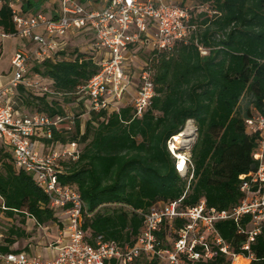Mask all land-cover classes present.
<instances>
[{
    "label": "trees",
    "instance_id": "1",
    "mask_svg": "<svg viewBox=\"0 0 264 264\" xmlns=\"http://www.w3.org/2000/svg\"><path fill=\"white\" fill-rule=\"evenodd\" d=\"M9 2L0 0V32L5 34L16 31ZM19 2L25 14L42 11L56 16L58 4L52 0ZM186 6L196 31L169 53L150 52L155 95L141 116L130 104L86 113L76 89L99 69L90 46L81 50L68 44L53 58L35 61L33 73L58 94L16 88L23 105L37 108L32 112L53 118L69 114L67 103L81 109L69 114L72 122L52 125L51 138L40 141L48 146L76 141L80 146L77 160L62 162L59 180L80 193L88 212L82 230L91 243L101 235L119 245L131 244L140 233L142 214L159 202L177 201L180 208H188L204 199L207 206L231 209L243 199L240 176L258 167L262 137L248 131L245 119L264 115V0H197ZM245 94L250 107L242 113L238 105ZM82 113L87 115L84 126L78 117ZM190 120L195 131L191 179L176 171L168 149L171 137ZM0 198V211L10 220L19 216L21 224L33 219L35 225H61L59 210L51 207L34 174L15 166L5 144L0 146ZM249 219L244 216L240 223L245 226ZM216 228L232 247L246 239L232 220L220 221ZM157 234L166 245L165 231ZM26 237L24 228L12 224L0 254L20 252L12 247ZM250 247L254 258L248 264H264V228ZM131 264H158V258L141 255ZM183 264L228 261L217 252L212 259Z\"/></svg>",
    "mask_w": 264,
    "mask_h": 264
},
{
    "label": "built area",
    "instance_id": "2",
    "mask_svg": "<svg viewBox=\"0 0 264 264\" xmlns=\"http://www.w3.org/2000/svg\"><path fill=\"white\" fill-rule=\"evenodd\" d=\"M52 1L58 4L53 17L42 11L25 14L16 7V0L9 2L16 31L1 35L17 36L31 42L33 47L15 52L10 61V82L0 87V138L7 140L15 166L34 174L51 207L65 218L57 233L54 256L9 252L0 255L2 264H131L141 255L157 257L158 264H183L185 260L212 259L217 252L225 256L228 264L238 260L248 264L254 258L250 245L264 228V115L261 114L245 119L248 131L262 138L256 171L240 176L243 199L236 206L218 210L207 206L204 199L188 208H180L177 201L159 202L142 214L140 233L131 244L119 245L101 235L95 236L92 243L85 238L82 221L88 212L84 201L76 189L59 180L62 162L77 160L80 146L71 141L49 146L46 151L39 149L44 146L41 137L51 138L50 127L65 119L72 122L71 116L51 118L43 112L17 113L9 98L19 85L33 93L58 94L39 75L36 78L27 75L29 62L53 58L57 51L68 46L65 38L68 33L84 32L91 35L89 46L99 66L97 73L76 89L78 100H84L86 113L117 110L125 96L131 95L135 114L141 116L155 95L153 70L150 61H145L135 80L125 66L126 54L136 47L169 53L177 42H186L196 26L190 23L186 4L176 0H100V7L93 9H87L80 0ZM39 28L42 32L36 31ZM177 135L168 141V149L175 159L176 171L191 179L190 146L179 148L174 143ZM244 216L250 217L245 226L240 223ZM226 220L235 222L237 233L246 236L236 248L216 228V223ZM162 230L166 233L165 247L157 234Z\"/></svg>",
    "mask_w": 264,
    "mask_h": 264
},
{
    "label": "rangeland",
    "instance_id": "3",
    "mask_svg": "<svg viewBox=\"0 0 264 264\" xmlns=\"http://www.w3.org/2000/svg\"><path fill=\"white\" fill-rule=\"evenodd\" d=\"M176 1H183V0H176ZM188 1V2H186ZM197 0H185V4L188 6H193V2L196 3ZM199 2V1H198ZM204 8V6H198L197 9ZM196 10V9H195ZM91 37V35H85L84 32L77 33L76 35L68 33L66 35V39L68 44H70L72 47H77L81 50H88V46L90 45V41L88 40ZM2 40V47H0V75L3 78V81L5 82L10 75V59L11 56L14 54L15 50L20 48L21 45L24 43L25 40H22L21 38L14 36L9 38H1ZM70 47V48H72ZM151 49L142 47V48H132L127 54H126V68L128 71L131 72V74H134L133 77L136 80L139 67L144 64L145 61L148 60L150 55ZM35 64V60H31L28 65V76H33V65ZM134 80V81H135ZM131 91H133V88H131ZM131 95H126L122 105L130 104L131 105ZM20 109L25 112H32L35 111L37 108L31 104L28 103L27 105H23L20 103ZM250 107V97L249 95L245 94L239 102L238 110L242 113L245 112L246 109ZM66 111L72 115L76 114L77 112H80L81 109L79 107H76L75 104L67 103L65 104ZM79 119L81 120V126H84L85 118L87 117L86 114H80ZM195 137V131L193 122L187 121L183 131L177 135L176 140L174 143L179 148H187L190 146L194 140ZM46 148L49 147L48 145H44ZM20 226L26 230L28 233V237L26 238H20L17 241V248L24 249L26 245L33 244L38 245V243H41L44 246L47 245L48 240L50 238H53L55 234L53 233V229H55L56 225L53 222H48L45 225L39 227L38 225H35L32 221L26 220L25 224L20 223L19 216H15L13 219H8L6 217L0 218V244L4 243V240L6 238L7 229L11 225ZM19 244V245H18Z\"/></svg>",
    "mask_w": 264,
    "mask_h": 264
},
{
    "label": "crops",
    "instance_id": "4",
    "mask_svg": "<svg viewBox=\"0 0 264 264\" xmlns=\"http://www.w3.org/2000/svg\"><path fill=\"white\" fill-rule=\"evenodd\" d=\"M16 2H17L16 3V7L20 9L19 0H16ZM81 2L84 4V6L87 9H93V8L100 7V2L101 1L100 0H83ZM186 2H188V1H186ZM36 31L37 32H42V29L39 28ZM84 36H85V34H84ZM9 37H14V36H2L1 32H0V47H2L1 38H9ZM22 40H24V39H22ZM88 40L91 43V38H89ZM31 47H33L32 43L27 41V40H25L24 43L21 45V47L16 49L15 52L17 50H19V49L28 50ZM15 52H14V54H15ZM13 55L11 56V58L13 57ZM10 61H11V59H10ZM9 68H10V75H9V78L5 82L3 81V78L0 75V87L8 85V83L10 82V79L12 77L11 63L9 64ZM37 75H36V73H33V76H31V77L36 78L35 76H37ZM8 101H9V104L16 110L17 113H31V112L22 111L20 109L19 105L22 102L19 99V97L16 96V93L13 96H11ZM1 144H5L6 145V149L9 150V147H8V144H7V140L0 138V146H1ZM39 149H42V151H46L47 150V148L45 146H42V145L39 146ZM1 204H2V199L0 198V208H1ZM0 218H4V214L1 211H0ZM64 218H65V216L60 215V219L61 220H63ZM28 220L32 221L35 224V221L33 219H28ZM55 225H56L55 229L52 230L53 233L55 234V236L48 240L47 245L40 246V245H42L41 243H38V245L28 244V245L25 246L24 249H20V252H25L28 255H41L43 257H52V256H54L56 254V252H57V250L55 249L54 244H55V240L57 238V233H58V231L60 229V225H57V224H55ZM38 226L41 227V225H38ZM12 248L19 249V248H17V242L13 245ZM0 264H2L1 258H0Z\"/></svg>",
    "mask_w": 264,
    "mask_h": 264
},
{
    "label": "bare ground",
    "instance_id": "5",
    "mask_svg": "<svg viewBox=\"0 0 264 264\" xmlns=\"http://www.w3.org/2000/svg\"><path fill=\"white\" fill-rule=\"evenodd\" d=\"M242 263H243V261L238 260L235 264H242Z\"/></svg>",
    "mask_w": 264,
    "mask_h": 264
}]
</instances>
